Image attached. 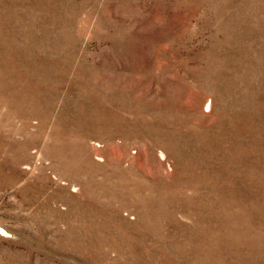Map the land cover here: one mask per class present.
<instances>
[{
  "label": "rangeland",
  "instance_id": "rangeland-1",
  "mask_svg": "<svg viewBox=\"0 0 264 264\" xmlns=\"http://www.w3.org/2000/svg\"><path fill=\"white\" fill-rule=\"evenodd\" d=\"M0 264H264V0H0Z\"/></svg>",
  "mask_w": 264,
  "mask_h": 264
}]
</instances>
